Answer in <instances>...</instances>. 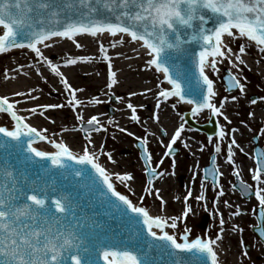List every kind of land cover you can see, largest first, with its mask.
Instances as JSON below:
<instances>
[{
  "label": "snow or ice",
  "instance_id": "obj_1",
  "mask_svg": "<svg viewBox=\"0 0 264 264\" xmlns=\"http://www.w3.org/2000/svg\"><path fill=\"white\" fill-rule=\"evenodd\" d=\"M0 30V54L14 49L28 50L33 61L28 67L45 83L49 79L45 71L58 78L66 93V104H35L28 108L20 106L28 100H38L32 95L35 88L0 94V114L11 122L10 126H0V264H223L227 220L216 205L222 203L229 210V219L246 213L228 199L220 201L219 197L225 195L220 184L224 173L217 157L212 156L210 165L203 168L199 193L193 197L189 189L183 198L176 197L183 204L181 213L167 215L162 189L154 187L155 179L163 176V172L153 166L148 138H143L142 160L147 176L143 192L154 196L159 205L156 212L151 211L144 204V195L134 203L117 190L114 181L127 186L135 177L128 172L109 171L97 152L90 150L94 145L93 133L108 129L99 114L86 118L84 110L104 101L79 96L85 90L74 87L61 67L97 60L107 62L104 87L109 91L104 95L123 101L129 119L142 126L138 108L144 105L134 104L131 97L148 93L155 101L149 119L157 125L162 105L169 107L173 98L170 104L173 110L177 104L185 103L192 106L189 115L194 119L207 111L210 118L222 117L230 125L226 105L229 101L239 102L242 96L255 106L248 111L249 119L264 123V111L260 110L264 108V95L258 99L248 97L244 75L245 68L251 70L246 57L252 50L260 57L257 63H264V0H0ZM86 38L96 45L99 56L58 53L57 58L48 54L61 41L84 49L86 45L82 41ZM125 45H135L132 51L137 57L139 50H144L147 59L142 70L151 71L155 80L154 87L129 91L127 98L116 96L114 89L122 82L113 70L114 57L130 59L122 50ZM118 46L120 50L110 55L109 49ZM221 65H226V79L220 77L225 91L235 92L234 95L220 97L216 89L212 76H219ZM24 67L18 61L14 69L10 65L15 75L10 76L6 69L0 76L4 80H15L20 75L28 77L29 72L22 71ZM66 106L73 110L80 122L78 130L84 133L86 144L81 145L79 153L63 140L50 139L47 129L38 130L22 114L26 111L44 116L49 109ZM179 119L184 121L183 116ZM185 124L186 121L179 123L170 134L158 128L162 136H167L163 155L173 156L174 145L186 131ZM117 127L129 136L135 135ZM257 130L264 136V127ZM237 132L239 128L219 126L217 140L210 137L209 142L214 144L215 153L220 154L222 142L227 139V163L233 166V174L239 181L232 187L245 199L252 197L257 202L250 209L257 217L253 232L264 237V150L250 155L237 142ZM37 141H47L54 150L39 149L35 146ZM184 147L190 146L185 143ZM237 151L253 161L249 172L254 184L240 179V169L235 167ZM99 152L116 163L111 153H104L102 146ZM209 178L216 190L214 215L218 217L219 233L214 237H191L192 229L186 221L194 212L189 199L204 202L207 208L205 190ZM97 203L103 211L97 208ZM178 224H183L179 237L175 232ZM230 231L243 233L244 229L233 223ZM239 243L240 255L247 257L246 245L242 239ZM236 264L241 261L237 260Z\"/></svg>",
  "mask_w": 264,
  "mask_h": 264
},
{
  "label": "rangeland",
  "instance_id": "obj_2",
  "mask_svg": "<svg viewBox=\"0 0 264 264\" xmlns=\"http://www.w3.org/2000/svg\"><path fill=\"white\" fill-rule=\"evenodd\" d=\"M95 51L99 53L96 48ZM81 52V51H80ZM28 54H31L27 51ZM82 54H85L84 52ZM50 57H56L55 55H50ZM9 58L3 59L0 62H6ZM146 57L138 58L139 61L144 63ZM248 65L256 68L244 69V75L247 77L248 81V90L247 96L258 99L260 95H264V83L259 81V75L263 78L264 76V63H257V60L260 59L257 56L255 50L251 51V54L246 57ZM33 61L30 57H27L26 65H29ZM143 66L138 67L133 70V72L127 73L129 75L128 80L130 84L135 85L136 87H154L155 80L151 71H143ZM225 67L226 65L220 66L219 76H212L216 81V85H219L220 97L224 95H234L236 93L229 94L225 91V84L220 77L225 76ZM62 71L68 77L70 83L74 87L83 88L85 91L83 94H78L82 96L83 99L89 100L93 97H98L104 101L99 105H91L84 110V115L90 110H93L91 113L99 114L101 116V121L104 123V126L108 129L107 132L93 133L92 138L94 141L93 147L97 150H100V147H103L104 153H111L113 159L116 161L115 164L107 160V156L100 154L99 159L104 164H109L118 171L124 173H131L135 180L128 182V186L133 182L139 183L141 191L135 193L130 188L125 189V183L116 181L120 186L118 191L122 194H127L131 197L132 200L137 202L136 196L144 195V204L150 206V208L155 207L158 210L159 201L155 200L153 202L150 198V195H147L143 192V188L147 187L146 180L147 176L143 169V160L141 157V140L145 137L149 141V151L153 153V166L157 168L159 172H163L161 178L154 181V187L162 189L161 195L164 199H168L167 203L164 205L167 215L175 216L181 213L183 204L181 200H177L176 197H181L186 194L190 189L195 197L200 191V184L203 182V168L210 165L212 156L217 157V164L222 172L225 174L220 177V184L224 187L225 195L219 197L222 202L224 199H228L233 205L241 206V211L246 213L243 217H232L229 219V210L223 207V204L216 205L221 208V211L225 214V219L227 223L225 224V233L222 248V255L224 256V264H236V261H241V264H264V244L259 241L252 233V228L256 223V216L250 212L251 208H254L257 204L255 199L251 198L249 201H246L241 195H239L232 187L238 179L233 174V169L231 165L227 163L226 159V146L227 139L222 142L223 151L220 154L215 153L214 144L209 142V138L205 133L200 132L198 129L191 127L185 116L189 114V108L185 107L183 103L177 104L175 110L170 107V104L174 102L169 101V107H164L162 105V110L165 111L167 115H170L174 119V122H178L179 117L183 116L184 121L179 119V122H185L186 131L182 133L181 139L177 141V144L174 145V149L177 150V153L173 156H165L163 153L166 151L164 144L167 143V136H162L158 128L162 127V124L159 122V125L149 119L148 116L153 115L154 112V103L146 104L143 102V108L138 109V113L141 116L142 124H137L131 121L127 115L123 101L116 100L115 97H110L104 95L106 89L100 90L99 86L107 80L108 68L107 62L102 64V61H95L93 63H79L77 65L61 67ZM71 70L73 75H67V71ZM114 70V69H113ZM256 70V71H255ZM29 76L25 79L28 81L26 86H19L17 90L20 91H29L33 88L36 89L32 95L38 97L37 101L28 100L27 105L34 106L35 104H66V93L63 92V86L59 83L58 78H52L48 72L45 71L44 75L49 76L48 82L45 83L44 79L40 76H37L35 72L27 68ZM235 71V70H233ZM79 73V74H78ZM259 74V75H258ZM120 75L117 73V76ZM102 82V83H101ZM101 83V84H100ZM52 86V87H51ZM103 92L101 95H98V92ZM118 96V95H116ZM219 98V97H218ZM138 102H136L137 104ZM235 104V108L230 111V119L232 123L229 125L226 121H216L219 131V126H225L227 128H239L242 131V137L237 142L245 149L250 155H254L256 151L255 140L258 139V148L264 150V136H261L258 132L259 127H264V123H259L255 125L250 121L248 117V111L255 106L250 105L246 97H241L239 102H231ZM140 104V102L138 103ZM54 114L64 118L69 116L70 128L68 131L69 135H76L81 147L82 144H86L84 141V133L78 130L79 121L73 119L75 116L73 110L70 107H64L60 109H52ZM264 111V108L260 109ZM76 111H80L77 109ZM160 111V113H162ZM46 113V112H45ZM164 113V114H165ZM145 114L147 117H145ZM29 122L42 120L41 116L37 114L38 119H34L33 116H28ZM162 115L160 114V118ZM0 118H4L5 124L10 125V119L4 115L0 114ZM147 118V119H146ZM214 119H223L222 117ZM65 121V119H62ZM115 121V123H109V121ZM163 119H160L162 121ZM192 122L196 123L198 126L208 125L212 120L210 114L207 116H199L198 118L191 119ZM243 122V123H242ZM124 127L128 131L133 132L134 136L127 135L126 132H120L117 127ZM245 125L248 127L246 128ZM3 126V125H1ZM177 126V125H176ZM175 126H173L174 128ZM73 128H76V131H73ZM169 133V129L164 128ZM217 134L212 138L213 141L217 140ZM155 133V136L150 135ZM58 134L54 133L52 135H47L50 139L58 138ZM140 137V139H137ZM158 141H163L159 143ZM187 143L190 147L185 148L184 144ZM203 147V151H201ZM238 160L236 168L240 169L242 179L245 183L254 184L250 178L249 168L253 164V161L246 157L243 153H237ZM162 160L163 163H159ZM173 161H175V166L173 167ZM122 163V164H120ZM199 169V170H198ZM167 183V187L165 184ZM205 194L208 198L207 208H205L204 202H197L194 198L189 199V203L193 206L194 214H190L186 223L192 229L191 237L195 236H212L214 237L219 233V221L218 217L214 215V204L215 201L213 197L216 195V190L211 186V182L207 181V188ZM170 199V200H169ZM250 202V203H249ZM209 216V221L207 225V230L199 228L203 223V219ZM233 223L239 224L240 227L244 229L243 233L231 232L230 228ZM171 231V230H170ZM183 231V224H178L177 229L175 230L177 236L179 237ZM190 237V238H191ZM243 240L244 245L248 252L247 257L240 255L241 245L240 240Z\"/></svg>",
  "mask_w": 264,
  "mask_h": 264
},
{
  "label": "bare ground",
  "instance_id": "obj_3",
  "mask_svg": "<svg viewBox=\"0 0 264 264\" xmlns=\"http://www.w3.org/2000/svg\"><path fill=\"white\" fill-rule=\"evenodd\" d=\"M0 31H2V30H0ZM82 42L85 43V45H86V47L84 49H76V48H74L73 45H71L70 42L61 41L60 44L59 45H55L53 50L49 51L48 54L49 55H55L56 57H57L58 53H59L60 56H63L65 54H68V55H96V56L100 55V53L97 54V52L95 51L96 45L91 44L89 42L88 38L84 39ZM133 47H135V45H125L122 48V50L125 53V56L130 57V59L125 58V57H114L113 58V69H114V71H117L118 74H120V75H118V78L122 82L120 85L115 87L114 91H115L116 95L122 96V97H125V98H127V93L129 91L141 92L143 90V88H144V87H136L135 85L130 84V80H128L129 75H127V73L133 72L134 69H136L138 67H142V65L144 64L142 61H139L138 58L146 57L144 55V50L143 49L139 50L140 51V55H139V57H137V54L132 51ZM61 50H63V51H61ZM117 50H120L119 46H118V49H109V54L111 55L114 51H117ZM27 51L28 50L10 51V52L5 53V54H0V61L3 60V59L9 58L6 62H0V72H2L3 70L8 69L10 76L11 75H15V72L12 71L11 69H14L15 67H17V62L18 61L25 65V67L22 69V71H27L28 65H26V61H27V57L28 56L30 57V55H31V54H28ZM83 52L85 54H82ZM146 59H147V57H146ZM99 61H102V60H99ZM81 63H83V62H81ZM103 63H105V61H102V64ZM10 65H11V69H10ZM249 65H252V64H249ZM249 67L251 69L252 68H256V70H257V67H252V66H249ZM67 75H73L72 71L68 70L67 71ZM25 78L26 77H24L23 75H20V76H17L15 80H4L3 77L0 76V94H9L10 95L12 93V91L17 90L19 88V86H23V85L26 86L28 81ZM259 81L261 83L262 82L264 83V76L262 78L259 75ZM105 83H106V81H105ZM105 83H103V84H101L99 86L100 90L105 89V87H104ZM215 86H216V89L219 92L220 91L219 85H215ZM102 93L103 92L100 91V92H98V95H101ZM131 100H132V102L134 104H136V102H138V103L140 102V104H143V102L146 103V104H152V103L155 104V101L152 99L151 93H148L147 95H138V96H135V97H131ZM138 103H137V105H140ZM183 105L185 107L189 108V112H190L192 106L188 105V104H183ZM122 106L125 107L124 104ZM20 107L21 108H28V107H32V105H27V104L23 103ZM234 108H235V104H233V103H229L228 105H226V110H227L226 114L229 115V119H230V115H231L230 111L233 110ZM138 109H140V108H138ZM92 111L93 110L88 111L86 113L85 117L87 118L89 115H92L93 114V113H91ZM161 112L162 113H160V114L162 115V117L160 119H163L162 121H160V123L162 124L161 128L169 129V134H170L173 131V129H174L173 126H176V125H178L180 123L179 119H178V122H174L175 118H172L170 115H167L164 110H162ZM23 113L27 114L28 116H33L34 119H38V117H37L38 113L35 114V115L30 114V113H28L26 111L22 112V114ZM204 115L207 116L208 112L201 113L200 117L204 116ZM150 116H152V115H150ZM150 116H148V118ZM145 117H147L146 114H145ZM100 118H101V116H100ZM41 119L42 120L32 121L31 124L33 126H36L38 128V130L39 129H47L46 135H52L54 133L58 134L57 135L58 138H56V139L63 140L64 142L68 143L69 146L73 149L74 152L79 153L81 151V147L79 145V141L77 139V136L68 134V131H69V128H70L69 119H71L69 116H65L64 118H61L60 116H57L56 114H54V111L52 109H49V110L46 111V113H44V116H41ZM62 119H65V121H63ZM73 119H75V116L73 117ZM5 121L6 120L4 118H0V126L4 125ZM216 121H224V120L223 119H216ZM250 121H252V123H254L255 125H258L260 123L256 119H251ZM8 126H10V125H8ZM242 131L243 130H240L239 132H237L235 134L237 141L241 139ZM36 147H38L41 150H47V151L54 150V149H52V146L49 143L48 144H43V145H37ZM90 150H95L97 152V154L100 156L99 150H97L93 146L90 147ZM237 153H238V151H237ZM237 160H238V156L236 154L235 167L237 165ZM101 163L105 167H107L109 169V171L120 172L117 169L113 168L109 164H104L103 162H101ZM120 164H122V163H120ZM232 169H233V167H232ZM120 173H122V172H120ZM223 173L225 174V172H223ZM114 183H115V186H116V188L118 190L120 186L116 183V181H114ZM165 187H167V183L165 184ZM124 188L125 189L130 188L135 193H137L138 191H141L140 187H139V183H136V182H133L129 186L128 185L124 186ZM125 195H127V194H125ZM138 197L139 196H136L135 198L138 199ZM129 198L131 199L130 196H129ZM150 198H151V200L153 202H155L156 199L154 198V196H150ZM134 201L135 200H133V202ZM165 201H168V199H166ZM150 210L153 211V212L157 211V209L155 207H153V206H152V208H150ZM221 258L224 261V256L223 255H221ZM223 264H224V262H223Z\"/></svg>",
  "mask_w": 264,
  "mask_h": 264
},
{
  "label": "water",
  "instance_id": "obj_4",
  "mask_svg": "<svg viewBox=\"0 0 264 264\" xmlns=\"http://www.w3.org/2000/svg\"><path fill=\"white\" fill-rule=\"evenodd\" d=\"M12 51H20V49H14V50H12ZM225 79H226V78H225ZM183 104H185V103H183ZM205 112H207V111H205ZM185 119L187 120V122L189 123V125H191V126L197 128V129L200 130L201 132H206V133L208 134V136H210V137L215 136L216 133H217V124H216L214 118H212V120H211V122H210V125L203 126V127H200V126H197L196 124H194V123L191 121L192 118H191V116H190L189 114H187V115L185 116ZM37 142H39V143H36L35 146H37V145H43V144H48L47 141H41V142H40V141H37ZM52 149H53V148H52ZM140 150H141V157H142V148H140ZM257 150H260V149L257 148ZM176 153H177V150L175 149V150H174V154H176ZM157 178H158V177H157ZM157 178H156V179H157ZM209 180H210V178H209ZM97 208H98L100 211H103V209L99 207V204H98V203H97ZM208 221H209V217H205V218L203 219V223H202V225H201V228H202V229L207 230Z\"/></svg>",
  "mask_w": 264,
  "mask_h": 264
},
{
  "label": "flooded vegetation",
  "instance_id": "obj_5",
  "mask_svg": "<svg viewBox=\"0 0 264 264\" xmlns=\"http://www.w3.org/2000/svg\"><path fill=\"white\" fill-rule=\"evenodd\" d=\"M235 184H239V181H238V179H236V183ZM235 190V189H234ZM239 195H241L243 198H244V196H243V194L241 193V192H239L238 190H235ZM252 197H249L248 199H245L246 201H249L250 199H251ZM254 199V198H253ZM250 203V202H249ZM256 222H257V217H256ZM252 233H253V235L259 240V241H261L263 244H264V237H261L260 235H259V233L258 232H253V228H252ZM264 247V246H263ZM245 250H247V249H245Z\"/></svg>",
  "mask_w": 264,
  "mask_h": 264
}]
</instances>
